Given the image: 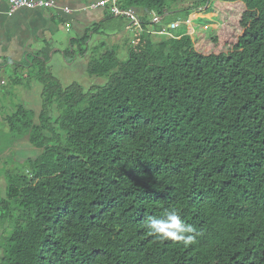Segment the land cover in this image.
I'll use <instances>...</instances> for the list:
<instances>
[{
  "label": "trees",
  "instance_id": "obj_1",
  "mask_svg": "<svg viewBox=\"0 0 264 264\" xmlns=\"http://www.w3.org/2000/svg\"><path fill=\"white\" fill-rule=\"evenodd\" d=\"M115 1L141 33L124 61L90 53L102 83L26 61L40 106L8 141L36 154L3 171L0 264H264V0Z\"/></svg>",
  "mask_w": 264,
  "mask_h": 264
},
{
  "label": "rangeland",
  "instance_id": "obj_2",
  "mask_svg": "<svg viewBox=\"0 0 264 264\" xmlns=\"http://www.w3.org/2000/svg\"><path fill=\"white\" fill-rule=\"evenodd\" d=\"M191 3V1H189ZM190 3H184L181 7H187ZM203 9H198L192 11L190 15V25L188 28L196 27L202 24V21L196 20L200 19ZM204 17V16H203ZM123 20V18H122ZM177 20L182 21V17L178 16ZM118 24V20H107L103 24V28L98 29V33L93 35L91 41L88 40L89 34L86 35L87 40L85 44L88 43V54L94 52L95 55L103 53V51H108L109 48L104 44L105 37L107 35L115 34L108 33L104 29L105 26H115ZM191 29V28H190ZM187 35H192V31L187 32ZM74 37L69 31L61 35H56L53 39L55 46L53 48L58 49V52L54 53L47 63V68L43 72L51 74L58 82L66 87L72 83L81 85L87 88L90 85H98L102 83L99 78L89 77L86 72L85 63L80 61H74L73 55L77 54L79 49H84L85 45L72 44L69 45V38ZM131 38V37H130ZM129 39V38H128ZM103 44V46H101ZM127 35H124L120 42L114 46L116 50V59L119 61H124L126 59V48ZM91 47H93L91 49ZM72 51V52H71ZM34 58H30L32 61ZM90 61V59L88 60ZM25 70L8 68L4 75L0 78L3 82L0 84V193L2 194L4 188L3 171L11 168H15L22 165L23 161L27 157L35 156V151L27 143L16 142L12 143L8 141L10 139V134L8 131V116L14 113L18 107H23L28 110H33L37 112L40 106V85L35 81L36 70L30 68L28 69V74L23 73ZM1 74V73H0ZM16 81V83H15ZM15 84L16 86H13ZM8 117V118H7ZM12 143V145L10 144ZM9 147V148H8ZM25 167V166H24ZM21 168V167H20ZM23 174H28V169L23 168ZM2 237H0L1 239ZM1 255V251H0Z\"/></svg>",
  "mask_w": 264,
  "mask_h": 264
},
{
  "label": "crops",
  "instance_id": "obj_3",
  "mask_svg": "<svg viewBox=\"0 0 264 264\" xmlns=\"http://www.w3.org/2000/svg\"><path fill=\"white\" fill-rule=\"evenodd\" d=\"M50 1L54 3V8L24 9L9 13L7 0H0V76L4 75L8 68H19L25 70L23 73H27L26 61L31 57L37 56L40 61L42 59L49 61L52 55L58 52V49L53 48L55 46L53 39L66 31L74 36L69 38V45L71 42L77 44L76 40L85 38L87 34H89L88 40L91 41L93 31L103 28L108 16L105 8L82 11L87 4L101 0ZM62 8H67L69 14L63 13ZM136 12L141 16L139 11L136 10ZM190 28L188 32L191 30L193 33ZM124 35H127V39L131 37V34L124 30L121 33L107 35L104 44L109 49H113ZM82 50L79 49L77 54L73 55V60L83 62L87 66L90 58L88 43ZM2 82L3 79L0 78V84ZM13 86L16 85L13 84Z\"/></svg>",
  "mask_w": 264,
  "mask_h": 264
},
{
  "label": "built area",
  "instance_id": "obj_4",
  "mask_svg": "<svg viewBox=\"0 0 264 264\" xmlns=\"http://www.w3.org/2000/svg\"><path fill=\"white\" fill-rule=\"evenodd\" d=\"M8 3V11L9 13H13L17 10H43V9H51L54 8V3L50 0H7ZM107 9V14L113 17H122L128 21V26L126 27V31L131 34L132 38H135L141 33V23L138 19L136 13L131 10H122L118 7L115 0H101L94 3H89L85 7L82 8V11H93L96 9ZM61 11L65 14H69V10L67 8H62ZM157 18H153L151 20L152 23L157 22ZM190 25L189 19L186 22ZM150 27V26H149ZM178 27V23L170 24L167 29H162L157 35L170 37L169 31H173ZM191 27V26H190ZM148 33L154 34L151 27L146 29Z\"/></svg>",
  "mask_w": 264,
  "mask_h": 264
}]
</instances>
